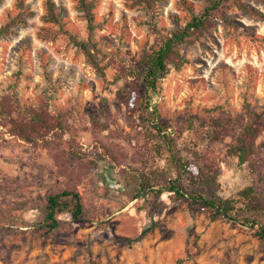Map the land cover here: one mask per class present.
<instances>
[{"label":"rangeland","instance_id":"1","mask_svg":"<svg viewBox=\"0 0 264 264\" xmlns=\"http://www.w3.org/2000/svg\"><path fill=\"white\" fill-rule=\"evenodd\" d=\"M44 1L0 0V29L20 11L32 13L25 26H11L0 37V98L14 84L22 105L46 102L64 128L40 148L0 127V264H264V243L245 229L212 221L166 192L155 196L127 185L141 158L138 122L123 100L129 80L115 81L116 69L107 63L116 58L135 65L154 46L144 11L125 0H95L97 26L89 34L75 0H52L62 9L59 31L41 21ZM187 1L196 14L202 12V3ZM244 1L262 18L232 7L231 26L217 21L199 42L181 47L189 63L179 71L170 68L161 80L153 105L168 131L185 128L194 115L234 131L251 120L250 112L264 111V7ZM178 2L158 0V29L171 28L169 15L183 21ZM69 35L97 44L103 77ZM231 140L202 145L216 193L224 198L252 179L225 159ZM59 189L75 190L83 211L78 221L58 214L59 226L44 234L39 225L45 198Z\"/></svg>","mask_w":264,"mask_h":264},{"label":"trees","instance_id":"2","mask_svg":"<svg viewBox=\"0 0 264 264\" xmlns=\"http://www.w3.org/2000/svg\"><path fill=\"white\" fill-rule=\"evenodd\" d=\"M194 1L204 5L200 14L193 11L187 0H179L177 7L184 12L183 21L180 22L176 15H169L171 28L158 29L155 22L158 0H125L129 8L144 11L148 17L144 24L156 41L135 65L116 58H110L107 63L116 69L115 81L129 80L123 100L138 122L141 158L138 168H131L126 182L128 186H138L140 191L147 190L155 196L166 192L172 199L185 202L190 210L206 212L212 221L223 220L245 229L264 243V111L250 112L251 120L234 131L220 120L206 121L196 115L190 116L185 128L168 131L161 126V119L153 105L160 92L159 84L170 68L179 71L189 63L181 54V47L199 42L216 29L217 21L231 26L227 11L232 7L246 15L262 18V14L244 0ZM252 1L264 7V0ZM75 2V9L86 22L89 34L93 33L97 26L93 13L95 0ZM43 5L45 12L41 21L64 31L62 9L56 7L52 0H45ZM27 15L32 13L20 11L11 18L5 27H1L0 37L8 34L11 26H25L24 17ZM47 34L51 32L47 31ZM38 36L46 37L40 33ZM69 38L103 77L102 68L96 61L99 53L97 44L91 40H79L73 35ZM10 88L12 92L0 98V127L5 128L10 136L33 147H49L58 133L64 131L61 116L51 115L46 102L35 107L22 105L14 93L15 85H10ZM184 131L189 134L186 139ZM228 136H232V140L225 150V159L234 161L252 179L234 196L224 198L216 193V175L213 166L204 161L202 145ZM82 211L81 198L75 190L53 191L46 195L40 229L44 234H50L59 226L58 214H68L73 221H78ZM124 242L128 244L129 241Z\"/></svg>","mask_w":264,"mask_h":264}]
</instances>
